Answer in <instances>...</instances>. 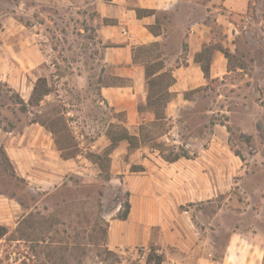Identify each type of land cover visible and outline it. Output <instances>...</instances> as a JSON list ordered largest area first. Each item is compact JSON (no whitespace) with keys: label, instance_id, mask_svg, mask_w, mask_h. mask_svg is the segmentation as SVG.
<instances>
[{"label":"rangeland","instance_id":"obj_1","mask_svg":"<svg viewBox=\"0 0 264 264\" xmlns=\"http://www.w3.org/2000/svg\"><path fill=\"white\" fill-rule=\"evenodd\" d=\"M72 1L65 6H36L24 0L26 11L15 17L38 35L41 62L35 73L37 79L47 80L51 93L38 106H29V92L22 111L19 94L0 82L1 135L18 134L32 121L49 124L58 119V125L68 128L67 151H78V156L70 159L75 162L73 172L59 184L45 187L37 186L32 175L23 178L13 163L15 177L11 176L0 163V224L8 229L0 242L4 261L0 264H18L26 253L33 257L32 264H146L150 248L163 255L158 247L105 248L106 221L126 210L128 191L123 176L113 175L110 161L108 177L105 164L99 168L88 155L103 152L108 145L106 131L122 124L124 116L99 96L101 87L116 84L101 61L99 15L91 0ZM157 17L165 40L151 56L160 55L169 69L184 68V31L176 28L173 15ZM228 21L233 27L212 24L209 45L229 53L226 70L203 78L189 99L183 93L174 123L151 131L157 137L171 128L160 141L176 152L199 154L206 171L214 166L216 195L211 204L197 206L200 219L192 221L197 229H191L199 241L191 245L209 241L216 258L229 229L240 222V216L229 215H257L264 204V0H249L247 12L232 14ZM6 204L15 209H5ZM215 214L218 222L209 226L206 218Z\"/></svg>","mask_w":264,"mask_h":264},{"label":"crops","instance_id":"obj_2","mask_svg":"<svg viewBox=\"0 0 264 264\" xmlns=\"http://www.w3.org/2000/svg\"><path fill=\"white\" fill-rule=\"evenodd\" d=\"M31 1L36 6H65L73 2ZM248 1L91 0L100 20L97 34L103 46L101 61L116 82L115 85L101 87L99 96L114 112L123 114L122 125L130 135L139 137L140 127L154 120L153 111L144 108L146 85L143 66L133 63L132 51L138 46L161 44L165 40L163 24L160 36L155 37L148 31V27L155 24L156 16L137 18L135 10L173 15L176 28L184 31L186 66L172 71L175 83L169 91L173 98L165 109L167 120L172 124L179 113L182 94L199 87L204 80L194 58L203 46L211 44L212 24L233 27L228 17L244 15ZM25 11L24 0H0V82L18 93L24 104L26 94H31L37 79L35 72L41 62L35 39L38 35L15 18ZM104 20L111 21V24H104ZM226 66L224 55L214 51L209 78L225 71ZM139 106L142 109L139 110ZM47 132L35 121L24 126L18 134L2 132L1 135L0 129V146L11 164L17 166L23 178L32 175L37 186L42 187L59 184L75 167L73 160L59 158ZM106 142L109 144L107 138ZM209 153L203 151L202 154ZM200 158L199 154L195 156L188 152L187 157L169 163L162 159L159 151L147 149L144 144L129 151L128 143L120 142L109 159L113 175L123 176L129 209L124 220L117 217L106 221L105 248L119 251L153 245L163 253L164 264H263L264 204L257 215H229L230 219L240 216V222L229 229L217 258L216 249L209 241L191 245L199 241L191 229H197L192 221L200 219L197 206L200 203L211 204L217 191L214 166H207L206 171L205 166L201 168ZM8 208L15 209L13 205L6 204L5 209ZM218 218L216 214L212 218L208 216V225L215 227ZM252 218L257 219L253 222Z\"/></svg>","mask_w":264,"mask_h":264},{"label":"trees","instance_id":"obj_3","mask_svg":"<svg viewBox=\"0 0 264 264\" xmlns=\"http://www.w3.org/2000/svg\"><path fill=\"white\" fill-rule=\"evenodd\" d=\"M109 1V0H106ZM137 18L147 17V16H156L155 24L148 27V31L155 37L160 36L162 22L159 21L157 13L154 10H142L136 9ZM104 24H111V21L104 20ZM159 45L158 43H153L147 46H138L132 51V60L133 63H137L143 66L144 70V79L146 85V98L144 108H148L154 113V120L146 125L140 127V136L135 137L130 135L127 129L122 125H111V128L106 131L105 136L109 141L108 146L103 150L101 154H89L90 157L96 165L101 166L105 164L103 169H107V176L109 177V155L112 151L118 146L122 141L128 143V150H133L138 148L140 144L149 145L150 150L159 151V155L166 162L172 163L177 161L182 157H187L185 151L176 152L174 149L169 148L167 144L163 141H160V138L165 136L168 132L164 130L160 135L155 137L152 135L151 131L155 129L163 130L167 126V117L165 115V109L169 102L172 100L173 95L170 93V87L175 83V79L172 74V69L166 67L164 60L160 55L151 56V52L156 50ZM214 51L221 52L224 57L228 60L229 53L227 51L220 49L218 47L212 46H203L200 53H198L194 61L197 63L203 73L205 79L209 78V66L211 61V55ZM122 84V83H121ZM51 93V88L49 87L47 80L45 78H38L33 85L30 98L28 101L29 106H38L39 103L43 100L44 97L48 96ZM192 91L186 92L183 94L185 100L189 99V94ZM22 107L21 110L25 111L24 103L20 100L19 102ZM139 110L142 109L140 106ZM58 119H55L54 122L47 124L45 121H35L39 125L43 126L47 131L53 136L55 146L59 152H61V157L63 160L75 159L78 156V151L68 152L70 147L69 143V134L68 128L66 125H58L56 123ZM59 133V137L57 135ZM57 135V136H56ZM0 163L10 172L11 176L15 177L12 169H10V160L7 156L4 149L0 146ZM107 177V178H108ZM129 205L126 204V210L123 213H119L118 219L124 220L128 214ZM107 227L103 229V234L106 235ZM8 234V229L4 225H0V242ZM18 260V264H32L33 257L22 255ZM8 260V259H7ZM164 258L162 254H157L152 248L149 249V252L145 256L146 264H162ZM4 261L0 259V263ZM6 264H13L7 261Z\"/></svg>","mask_w":264,"mask_h":264},{"label":"built area","instance_id":"obj_4","mask_svg":"<svg viewBox=\"0 0 264 264\" xmlns=\"http://www.w3.org/2000/svg\"><path fill=\"white\" fill-rule=\"evenodd\" d=\"M123 34H125V31H123ZM159 254V253H158Z\"/></svg>","mask_w":264,"mask_h":264}]
</instances>
